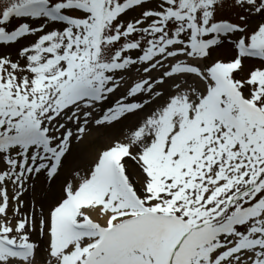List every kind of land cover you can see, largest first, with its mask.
<instances>
[{
	"label": "snow or ice",
	"instance_id": "6c2138e0",
	"mask_svg": "<svg viewBox=\"0 0 264 264\" xmlns=\"http://www.w3.org/2000/svg\"><path fill=\"white\" fill-rule=\"evenodd\" d=\"M223 7L0 0V46L37 37L16 60L0 54V264H36L39 240L44 264H264V0H232L239 22L218 18ZM135 8L139 18L121 19ZM253 16L262 18L254 27ZM213 48L233 58L202 67ZM246 60L252 67L237 78ZM132 66L144 75L94 117ZM168 81L174 91L165 95ZM139 113L125 125L127 142L65 181L46 216L20 211L32 176L58 177L70 123L79 139L90 121L113 125ZM101 208L104 224L91 216Z\"/></svg>",
	"mask_w": 264,
	"mask_h": 264
},
{
	"label": "rangeland",
	"instance_id": "374dc122",
	"mask_svg": "<svg viewBox=\"0 0 264 264\" xmlns=\"http://www.w3.org/2000/svg\"><path fill=\"white\" fill-rule=\"evenodd\" d=\"M231 3H232V0H224V7L221 10H219L218 18L222 17L225 19H231L233 22H239L237 20V14L240 12V10L238 8L231 7ZM152 4L154 5L155 3H152ZM141 14H142V9L135 8L132 11H129L126 14H124L121 17V19L124 20L125 22H127L129 20L134 19V18H139L141 16ZM261 19L262 18L259 16H253L249 19V24L254 27ZM20 22H21V20L16 21V22L13 21V23H15L16 25H18ZM39 23H41V21H34L33 25L38 26ZM46 30H51V29L46 28ZM36 38H37L36 36H27V37L20 39L18 42L12 44L11 46H0V54H8L11 56V58L13 60H16L18 58V51L22 47L30 46L35 41ZM137 39H138V37H137ZM142 43H143V41H142ZM226 49L225 48H213L211 50L210 56L206 60L203 61L201 66L203 67L205 65H209L215 60L228 61V60L232 59L233 55H234V51L231 50L230 48H226ZM139 54H141V53L138 50H134L131 53L133 58H135ZM20 62L22 64L24 63L23 60H21ZM252 64H253L252 60H246L245 64H244V71L239 73L237 75V78L244 76L249 71V69L252 67ZM139 67H142V66H132L128 71H126L122 74L124 76V81H126L125 86L122 87L121 89H119L115 94H112L107 101L103 102L99 106L98 110L93 113L94 117L98 118L100 115H102L103 110H105L108 107H111L115 103V101L120 98V96L126 94V90H127L128 86H130L132 83H134L136 80H138L142 75H144L142 72L137 71V69ZM139 73H141V75H139ZM120 75H121V73H117L118 77ZM137 75H139V76H137ZM152 75L156 78H159V72L158 71H153ZM172 91H174V89H172ZM142 99H143V97L137 96L136 98H130V101L131 102H140ZM140 114L142 116L144 113H139V115ZM134 116H136V115L128 114V116L126 118H122V122L125 120H128L129 118L134 117ZM122 122H114L113 125H96L94 123V120L90 121L89 124L86 126V131L82 134V136H84L86 134V132L88 130L87 128H93V129L98 128L101 131H105L108 128H110L111 126H115L116 124H118V125L122 124ZM69 127L72 128L73 133H74L73 137L71 138V144H70V148H71L70 150L73 153V152H75L73 150H75L78 145H79V147L81 146V144H79V142H80V138L82 136H80L79 139L76 138V136L78 135V133L76 132V128H77L76 124L70 123ZM127 128H128V130H130V127H127ZM68 153L66 154V156L68 155ZM69 154H71V152ZM69 158H70V155L63 161V163H64V166L62 167L63 170L68 168L67 163L69 161ZM94 164H95V161H94ZM3 167L4 166L2 164H0V168H3ZM53 182L54 181H50V180L46 179V174H36L35 176H32L26 182L25 191L23 192V195L21 196V200L24 202V207H22L20 209V211L22 213H25V214H31L34 211L35 215L39 218V216L41 214V210L43 211V209H46V208L48 209L55 202L54 201L52 204H49V205L46 204V206L44 204H41L38 202V201H44L45 200V198L47 197L46 194H48L50 192V188L53 186ZM38 185H39L40 191L35 190V188H37ZM13 190H14V186L11 183H9L8 184V191H9V196H10V206L7 209V217L12 220L13 224H15L16 220L19 219V216L14 215V208L16 207V202L14 200H11V197L13 195ZM34 195H36V196L33 198ZM41 198L43 200H41ZM43 213L46 216V210L43 211ZM0 219H4V217L0 216ZM31 239L33 241L38 240L36 233L32 234ZM43 241L44 240H39L40 248L37 250L36 264H44V263H42L44 260L43 259V250H44V245H45V243Z\"/></svg>",
	"mask_w": 264,
	"mask_h": 264
},
{
	"label": "bare ground",
	"instance_id": "6f19581e",
	"mask_svg": "<svg viewBox=\"0 0 264 264\" xmlns=\"http://www.w3.org/2000/svg\"><path fill=\"white\" fill-rule=\"evenodd\" d=\"M160 71H162V69L158 70L159 75ZM170 84L171 81H168V83L165 84L161 89V91H163L165 95L169 94V92L172 91V89L169 88ZM140 117L141 114H138L134 117L129 118L128 120L123 121L120 125L116 124L115 126H111L105 131H101L98 128H87L88 130L86 134L80 138L79 144H81V146L79 147L78 145L76 149L73 150L75 151L73 153L71 150H69V153L71 152V154L68 153V155L63 158L64 161L70 155L69 161L67 163L68 168H66L65 170L60 168L57 179L52 180L54 181L53 186L50 188V192L46 194L47 197L44 201L38 202L44 204L45 206L46 204H52L60 196L65 181L73 180L76 176V173H79L80 176L88 174L91 170L92 165L94 164V161H96L97 157L102 151L114 145L116 142H127L126 138L130 130H128L125 125L135 124L140 119ZM35 190H39V185L37 186V188H35ZM35 196L36 195H34L33 198ZM41 200L43 199L41 198ZM49 208L43 209V211L46 210V215L48 214ZM91 216L99 223L104 224L106 221V215L102 212V208L99 211L93 210L91 212ZM43 242L46 243V240H44ZM46 255V252L43 250V259L46 257ZM42 263H44V260Z\"/></svg>",
	"mask_w": 264,
	"mask_h": 264
}]
</instances>
